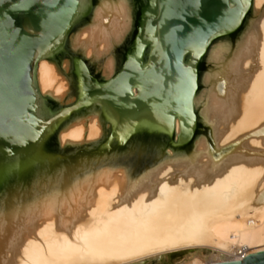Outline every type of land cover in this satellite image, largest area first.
Here are the masks:
<instances>
[{
	"label": "bare ground",
	"instance_id": "6f19581e",
	"mask_svg": "<svg viewBox=\"0 0 264 264\" xmlns=\"http://www.w3.org/2000/svg\"><path fill=\"white\" fill-rule=\"evenodd\" d=\"M251 3L233 44L211 40L205 64L212 68L191 98L212 130L213 153L200 135L192 155L154 166L114 160L57 171L24 159L0 163V189L15 190L0 202V264H139L185 251L175 264H223L264 251V0ZM132 7V0H99L70 47L88 60L107 56L128 36ZM149 53L139 55L143 66ZM35 82L40 95L59 100L68 87L46 60L37 61ZM69 127L58 132L59 148L100 138L96 115Z\"/></svg>",
	"mask_w": 264,
	"mask_h": 264
},
{
	"label": "water",
	"instance_id": "95a60500",
	"mask_svg": "<svg viewBox=\"0 0 264 264\" xmlns=\"http://www.w3.org/2000/svg\"><path fill=\"white\" fill-rule=\"evenodd\" d=\"M98 2L0 0V163L24 159L57 171L114 160L154 166L192 155L200 135L213 153L212 130L191 98L211 40L237 33L251 0H132L128 36L107 56H92L86 64L91 78L81 77L72 60L84 50L68 48L67 38L90 24ZM147 43L149 61L141 66L137 56ZM39 60L67 82L62 100L38 93ZM89 115L97 116L100 138L59 148L58 132ZM223 264H264V251Z\"/></svg>",
	"mask_w": 264,
	"mask_h": 264
},
{
	"label": "rangeland",
	"instance_id": "374dc122",
	"mask_svg": "<svg viewBox=\"0 0 264 264\" xmlns=\"http://www.w3.org/2000/svg\"><path fill=\"white\" fill-rule=\"evenodd\" d=\"M252 9H253L252 8V3H250V9H249V11H248V13H247V15H246V17H245L242 25L240 26L239 30L237 31V33L220 37V38L216 39L213 43H215L217 40L218 41L219 40H223V42H227L230 45L233 44L235 42L234 40L237 39L243 33V31L245 30V28L247 26V23L249 22V20L251 18ZM132 27H133V18H132ZM79 28L80 27H78L76 29H73V30H71L69 32V35H68V38H67L68 41H69L70 35L72 33H74L75 31H77V29H79ZM148 52H149L148 49L147 48H144L139 55L142 58H146L147 55H148ZM139 55L137 56V60L139 61V63L141 64V66H143L144 65V62L141 61V59L139 58ZM190 58H191L190 55L186 57V61H187L186 64L189 62ZM205 58H206V55H205ZM206 64H205V60H204V65L206 66V67L203 66L204 71L205 70H209V69L212 68V65L211 64H208L207 62H206ZM199 88H198V90H199ZM198 90L195 93H197ZM132 93H133V95H135V91L134 90H132ZM194 142H195V140L193 141V145H194ZM148 164H150V163L149 162H142V164L140 166L148 165ZM5 171H7V170H5ZM2 174H3V172L0 173V176ZM14 191L15 190H12V187H8V186H6V184L3 185V187H1V189H0V202L3 201L4 198H6L7 196L12 195L14 193ZM189 253L190 252H188V251L180 252V253H170V254H167L166 256H164L163 258H160L159 260H157V258H149V259L146 258V259L141 260L139 264H175L176 262H179L180 260H182L184 258L183 256H185V255H187Z\"/></svg>",
	"mask_w": 264,
	"mask_h": 264
},
{
	"label": "flooded vegetation",
	"instance_id": "af4514ba",
	"mask_svg": "<svg viewBox=\"0 0 264 264\" xmlns=\"http://www.w3.org/2000/svg\"><path fill=\"white\" fill-rule=\"evenodd\" d=\"M150 1V0H149ZM143 3V2H142ZM142 5V4H140ZM133 8V7H132ZM69 35V34H68ZM68 48L72 49L69 45V41L67 40ZM126 60V59H125ZM124 60V61H125ZM73 65L81 77L88 76L91 78V75L88 73L86 64L88 59H86L81 51H78L77 54L73 57ZM122 62V64L124 63ZM93 78V77H92Z\"/></svg>",
	"mask_w": 264,
	"mask_h": 264
}]
</instances>
